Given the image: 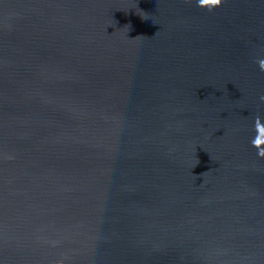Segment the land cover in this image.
<instances>
[{
	"label": "water",
	"instance_id": "water-1",
	"mask_svg": "<svg viewBox=\"0 0 264 264\" xmlns=\"http://www.w3.org/2000/svg\"><path fill=\"white\" fill-rule=\"evenodd\" d=\"M0 264H264V0H0Z\"/></svg>",
	"mask_w": 264,
	"mask_h": 264
},
{
	"label": "clouds",
	"instance_id": "clouds-1",
	"mask_svg": "<svg viewBox=\"0 0 264 264\" xmlns=\"http://www.w3.org/2000/svg\"><path fill=\"white\" fill-rule=\"evenodd\" d=\"M213 2H215V3H218V2H219V0H213Z\"/></svg>",
	"mask_w": 264,
	"mask_h": 264
}]
</instances>
